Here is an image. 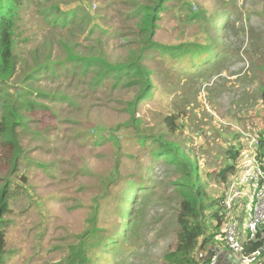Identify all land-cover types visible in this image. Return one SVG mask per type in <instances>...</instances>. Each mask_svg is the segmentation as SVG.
<instances>
[{
  "label": "rangeland",
  "instance_id": "1",
  "mask_svg": "<svg viewBox=\"0 0 264 264\" xmlns=\"http://www.w3.org/2000/svg\"><path fill=\"white\" fill-rule=\"evenodd\" d=\"M154 1L81 0L105 30L98 29L92 37L86 33L96 19L84 22L85 32L75 30L72 37L51 29L34 8L23 11L20 31L22 39L28 40L15 51L17 72L10 85L20 86L35 64L48 56L65 59L67 53L58 40L75 43L79 56H104L110 63H124L141 39L127 14L137 4ZM164 6L167 11L155 21L154 41L174 53H148L143 65L150 73L152 89L134 112L130 103L136 100L137 86L113 89L110 80L93 89L89 77H80L81 70L72 66L22 83L48 98H37L36 92L29 97L44 108L29 114L28 131L20 135L26 156L17 175L25 180L18 176L16 183L26 196L10 204L14 215L7 230L8 264L64 262L92 228L97 208L95 226L104 236L124 232V239L114 254L92 248L90 255L100 253L96 264H156L169 239L165 236L162 245L156 241L162 232L175 228V196L167 191L168 201L150 207L138 200L132 206L136 220L128 226L126 211L133 193L123 201L131 176H164L163 166L146 168L165 162L151 157V144L141 142L143 135L161 136L194 155L203 172L222 165L224 150L240 138L239 169L225 192L250 164L256 137L264 128L257 88L263 83L264 66L259 69L257 64L264 65V0H168ZM228 6L233 12L226 30L194 17L201 11L208 18L219 16ZM248 10L254 14L248 15ZM224 19L218 20L220 24ZM195 44H209L213 50L206 56L213 59L199 62L206 56L177 54ZM38 46L42 47L35 54ZM169 115L178 117L179 130L170 132L164 126ZM236 135L240 136L235 139ZM2 154L0 150V176L8 170ZM211 187L218 190L213 183ZM145 196L142 193L140 200ZM157 219L159 224L153 225Z\"/></svg>",
  "mask_w": 264,
  "mask_h": 264
},
{
  "label": "trees",
  "instance_id": "2",
  "mask_svg": "<svg viewBox=\"0 0 264 264\" xmlns=\"http://www.w3.org/2000/svg\"><path fill=\"white\" fill-rule=\"evenodd\" d=\"M165 1L168 0H155L152 5L137 4L134 10L127 14L129 19L134 20L139 34L137 38L141 39L137 43L136 40L134 41L137 44V49L129 53V57L124 63H110L104 56H79L75 54V43L58 40L57 42L65 49L67 57L61 61L46 57L43 63H36L23 78L24 80L20 81L21 85L17 86L10 85L17 72L18 57L16 52L20 44L28 40L22 39L23 32L20 31L21 23H23V11L30 7L34 8L39 19L51 29H60L64 33L71 34L72 37L75 36V30L85 32L84 22H94L96 18L86 10V6L81 3V0H0V150L3 153L1 159L8 166L7 172L0 176V264H8L10 259L7 249V230L12 224L14 215L10 204L17 197L26 196L23 187L16 183V180H25L22 175H17L18 168L26 156L20 143V135L24 131H28L29 114L33 113L36 108H44L43 105H37L29 97L36 92L37 98L40 96L48 98L45 93L30 88L31 84L22 85V83L41 74L55 75L60 67L67 69L72 66L81 70L80 77H89L90 86L93 89L103 86L110 80H113V89L137 86L136 100L130 103L134 112L136 106L149 95L152 89L150 73L143 65L148 53L164 51L169 54L174 53L154 41L157 29L155 21L159 19L160 14L167 11L164 6ZM254 1L257 0H250V2ZM245 2L247 0H244ZM232 12L231 7L228 6L219 16L208 18L205 12L201 11L194 17L202 18L204 22L207 21L209 26L217 25L220 27L218 30H226L231 21ZM253 12L248 10L247 14H254ZM222 18L225 19L220 24L218 20H222ZM99 21L100 19H96L86 36L92 37L98 29L105 31ZM79 22L80 24L76 25ZM41 47L38 46L34 49L35 54ZM211 50L213 49L209 44H195L181 51L177 50V54L199 53V57L202 58ZM210 58L213 59V56H206L199 62L210 60ZM257 66L262 69L264 65L258 62ZM261 77H263V83L257 84V88L263 114L261 119L264 123V69ZM177 121L178 117L169 115L164 119V126L170 132H175L180 129ZM238 136L240 135H236L235 139ZM239 139L224 150L222 165L212 171L203 172L199 170L194 155L183 152L178 146L163 140L161 136L143 135L141 142L145 141L151 144V157L165 162L164 165H153L146 168L153 170L163 166L161 171L164 176L161 178H157L158 175L131 176L127 181V188L128 186L129 188L123 201L133 193L130 196L133 197L129 204L131 207L126 211L128 226L130 221L135 222L136 220L132 206L138 200L139 204L150 207L156 206L158 201H168L167 191L175 196L173 202L176 206L175 228L172 231L162 232L163 237H159V241H156L157 245H162L165 236L169 239L156 258V264H208L209 260L207 261L203 255H199L200 251H204L210 245H224L222 240L225 221L223 216L224 189H226L230 178L239 169L241 154ZM254 159L261 167H264V128L258 133L255 140ZM138 179L139 181H137ZM212 183L218 190L212 189ZM142 193L146 195V199L143 201L140 200ZM122 205L126 206L127 203L124 202ZM98 213L99 209L97 208L93 213L92 228L90 227L82 236L77 251H73L72 256L64 262L59 261L53 264H96L100 253L89 254V251L94 247H101L102 254H104L103 252L114 254L124 239L122 235L124 232L120 233L119 231V234L113 237L111 235L104 236L105 232L95 226L98 222ZM159 222L160 220L157 219L153 225H158ZM242 247L244 255L259 252L257 264H264V225L260 227L255 240L250 241L246 238Z\"/></svg>",
  "mask_w": 264,
  "mask_h": 264
},
{
  "label": "built area",
  "instance_id": "3",
  "mask_svg": "<svg viewBox=\"0 0 264 264\" xmlns=\"http://www.w3.org/2000/svg\"><path fill=\"white\" fill-rule=\"evenodd\" d=\"M242 154L241 151L240 156ZM250 160L241 175L227 188L223 201V246L237 258L234 264H257L259 252L244 255L242 244L246 238L255 240L264 225V167L255 161L254 151ZM238 211L242 212L245 220L244 239H241ZM209 257L208 264H218L217 255Z\"/></svg>",
  "mask_w": 264,
  "mask_h": 264
},
{
  "label": "crops",
  "instance_id": "4",
  "mask_svg": "<svg viewBox=\"0 0 264 264\" xmlns=\"http://www.w3.org/2000/svg\"><path fill=\"white\" fill-rule=\"evenodd\" d=\"M242 212L238 211L239 215V226H240V233L241 239L245 238L244 235V224L245 220L242 218ZM211 254L217 255V263L218 264H234L237 258L228 251L223 245H210L205 248L204 251H200L199 255H203L205 258L210 256Z\"/></svg>",
  "mask_w": 264,
  "mask_h": 264
},
{
  "label": "water",
  "instance_id": "5",
  "mask_svg": "<svg viewBox=\"0 0 264 264\" xmlns=\"http://www.w3.org/2000/svg\"><path fill=\"white\" fill-rule=\"evenodd\" d=\"M209 258H210V257L208 256L207 258H205V260H207V261H208V260H209Z\"/></svg>",
  "mask_w": 264,
  "mask_h": 264
}]
</instances>
